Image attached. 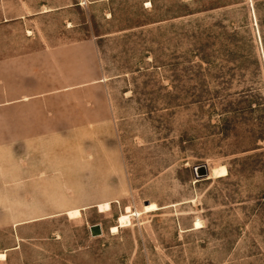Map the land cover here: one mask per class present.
I'll return each mask as SVG.
<instances>
[{"label":"rangeland","instance_id":"1","mask_svg":"<svg viewBox=\"0 0 264 264\" xmlns=\"http://www.w3.org/2000/svg\"><path fill=\"white\" fill-rule=\"evenodd\" d=\"M262 30L264 0H0V264H264Z\"/></svg>","mask_w":264,"mask_h":264},{"label":"bare ground","instance_id":"2","mask_svg":"<svg viewBox=\"0 0 264 264\" xmlns=\"http://www.w3.org/2000/svg\"><path fill=\"white\" fill-rule=\"evenodd\" d=\"M197 169L200 170L199 167ZM226 175H228L227 167L225 165H220L218 167L216 166V167L211 168L208 176L218 178V177H223ZM99 208H100V212H106V211L111 209V204H110V202L100 203ZM68 213L71 216L72 215L78 216V215H80V210L77 208V209H73L71 211H68ZM130 216H131V214H125V213L120 215L119 224L120 225L128 224L130 222ZM118 229H119L118 225H115L112 227L113 231H117ZM4 256H5V253H0V257L4 258Z\"/></svg>","mask_w":264,"mask_h":264},{"label":"water","instance_id":"3","mask_svg":"<svg viewBox=\"0 0 264 264\" xmlns=\"http://www.w3.org/2000/svg\"><path fill=\"white\" fill-rule=\"evenodd\" d=\"M198 167L200 168V170L197 169ZM194 170L196 179L207 177L210 173L209 168L206 164L196 166ZM90 231L93 236H99L103 233L102 226L100 224H94L90 226Z\"/></svg>","mask_w":264,"mask_h":264},{"label":"crops","instance_id":"4","mask_svg":"<svg viewBox=\"0 0 264 264\" xmlns=\"http://www.w3.org/2000/svg\"><path fill=\"white\" fill-rule=\"evenodd\" d=\"M88 43H89V41H82V42H79V43H77L76 45H78V46H72L70 49L68 48L67 49V51H73V50H76V51H78L79 49H81V48H84L85 46H88ZM30 95H23L22 97L23 98H28Z\"/></svg>","mask_w":264,"mask_h":264},{"label":"trees","instance_id":"5","mask_svg":"<svg viewBox=\"0 0 264 264\" xmlns=\"http://www.w3.org/2000/svg\"><path fill=\"white\" fill-rule=\"evenodd\" d=\"M262 42H263V47H264V30H262Z\"/></svg>","mask_w":264,"mask_h":264}]
</instances>
